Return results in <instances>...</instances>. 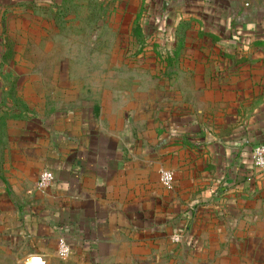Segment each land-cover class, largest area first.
Returning a JSON list of instances; mask_svg holds the SVG:
<instances>
[{
  "label": "crops",
  "instance_id": "crops-1",
  "mask_svg": "<svg viewBox=\"0 0 264 264\" xmlns=\"http://www.w3.org/2000/svg\"><path fill=\"white\" fill-rule=\"evenodd\" d=\"M193 63L167 79L170 91L187 84L177 94L150 95L146 116L143 95L76 92L56 98L55 127L20 119L16 130L46 134L9 143L0 185L7 238L25 257L58 258L63 237L76 264H264V170L250 160L264 143V60ZM46 94L25 104L40 110ZM161 168L174 173L170 190ZM45 169L54 179L37 189Z\"/></svg>",
  "mask_w": 264,
  "mask_h": 264
},
{
  "label": "rangeland",
  "instance_id": "rangeland-1",
  "mask_svg": "<svg viewBox=\"0 0 264 264\" xmlns=\"http://www.w3.org/2000/svg\"><path fill=\"white\" fill-rule=\"evenodd\" d=\"M14 4L0 0V109H10L0 116V185L8 182L9 143L29 136L46 138L38 130H16L20 119L52 118L55 127L56 104L61 102L56 98L62 93L143 95L137 102H144L146 116L150 95L170 91L171 72L186 74L179 69L181 61L183 67L193 68L192 61L200 60L239 62L240 67L264 60V0H160L156 5L150 0H16ZM229 34L232 42L226 41ZM212 67L214 74L215 64ZM148 72L164 77V82ZM180 86L175 83L170 92ZM40 92L48 94L44 107H28L25 95ZM259 186L264 188L263 183ZM24 247L23 242L7 238L0 209V264H23L28 252ZM47 264L76 263L58 257L49 258Z\"/></svg>",
  "mask_w": 264,
  "mask_h": 264
},
{
  "label": "built area",
  "instance_id": "built-area-1",
  "mask_svg": "<svg viewBox=\"0 0 264 264\" xmlns=\"http://www.w3.org/2000/svg\"><path fill=\"white\" fill-rule=\"evenodd\" d=\"M250 160L254 167L264 169V143H259L253 147ZM53 179L54 175L52 171L48 169L42 170L38 175L36 186L38 189H44L53 181ZM159 181L165 189H172L174 185L173 171L170 169L161 168L159 170ZM170 238L173 243H180L182 241V235L180 233H174ZM70 253V245L65 240V238L60 237L57 241L58 256L62 259H66Z\"/></svg>",
  "mask_w": 264,
  "mask_h": 264
},
{
  "label": "water",
  "instance_id": "water-1",
  "mask_svg": "<svg viewBox=\"0 0 264 264\" xmlns=\"http://www.w3.org/2000/svg\"><path fill=\"white\" fill-rule=\"evenodd\" d=\"M48 259L41 255H29L23 260V264H47Z\"/></svg>",
  "mask_w": 264,
  "mask_h": 264
},
{
  "label": "trees",
  "instance_id": "trees-1",
  "mask_svg": "<svg viewBox=\"0 0 264 264\" xmlns=\"http://www.w3.org/2000/svg\"><path fill=\"white\" fill-rule=\"evenodd\" d=\"M232 24H230V22H229V26H231ZM232 29V28H231ZM233 31H234V29H233ZM231 32H232V30H231ZM246 35H248V33H246ZM240 37V36H239ZM234 40V37H233V34H229L228 35V38H226V41L227 42H232ZM235 42V41H234ZM234 45H235V43H234Z\"/></svg>",
  "mask_w": 264,
  "mask_h": 264
}]
</instances>
